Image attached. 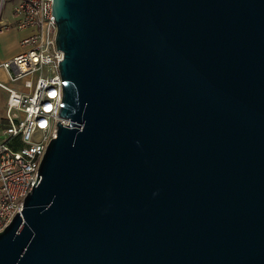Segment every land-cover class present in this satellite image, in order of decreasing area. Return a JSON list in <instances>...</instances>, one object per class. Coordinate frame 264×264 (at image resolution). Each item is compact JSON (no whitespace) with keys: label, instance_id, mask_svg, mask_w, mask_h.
I'll use <instances>...</instances> for the list:
<instances>
[{"label":"water","instance_id":"water-1","mask_svg":"<svg viewBox=\"0 0 264 264\" xmlns=\"http://www.w3.org/2000/svg\"><path fill=\"white\" fill-rule=\"evenodd\" d=\"M53 15L67 123L0 264H264V0Z\"/></svg>","mask_w":264,"mask_h":264},{"label":"built area","instance_id":"built-area-1","mask_svg":"<svg viewBox=\"0 0 264 264\" xmlns=\"http://www.w3.org/2000/svg\"><path fill=\"white\" fill-rule=\"evenodd\" d=\"M10 1L15 6L8 17L5 9ZM10 27L31 32L21 40L19 53L0 63L8 76V81L0 80V88L8 93L5 116L0 117V232L21 213L27 194L37 184L58 122L67 123L60 117L59 62L64 52L57 46L53 0H0V32ZM20 81L25 90L16 88Z\"/></svg>","mask_w":264,"mask_h":264},{"label":"crops","instance_id":"crops-1","mask_svg":"<svg viewBox=\"0 0 264 264\" xmlns=\"http://www.w3.org/2000/svg\"><path fill=\"white\" fill-rule=\"evenodd\" d=\"M15 6V2L14 3H10L9 5L6 6L5 9V15L8 17H11V13L12 10ZM31 32L30 29H17L15 27H10L8 29H5L3 31L0 32V39H2L3 37L5 38H14L15 39V43L9 48L8 52L5 53V55L0 56V63L3 60L9 59L11 57H13L14 55H16L17 53H19V51L21 50V40L26 37L27 35H29ZM7 36V37H6ZM0 80L2 81H8V76L6 74V72L0 68ZM17 89L20 90H25L22 82H17L15 84ZM7 98H8V93L3 90L2 88H0V117L5 116V110H6V105H7Z\"/></svg>","mask_w":264,"mask_h":264},{"label":"rangeland","instance_id":"rangeland-1","mask_svg":"<svg viewBox=\"0 0 264 264\" xmlns=\"http://www.w3.org/2000/svg\"><path fill=\"white\" fill-rule=\"evenodd\" d=\"M10 3H14V1H10L8 3V5ZM7 37V36H6ZM15 43V39L14 38H5L3 37L2 39H0V56L5 55L6 52H8L9 48ZM5 81V80H4Z\"/></svg>","mask_w":264,"mask_h":264}]
</instances>
